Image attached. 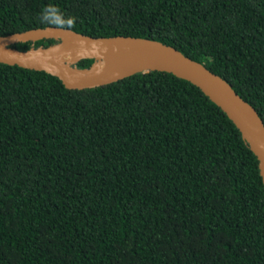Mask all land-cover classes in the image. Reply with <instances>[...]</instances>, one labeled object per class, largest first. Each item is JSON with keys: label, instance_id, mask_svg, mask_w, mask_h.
I'll use <instances>...</instances> for the list:
<instances>
[{"label": "trees", "instance_id": "obj_1", "mask_svg": "<svg viewBox=\"0 0 264 264\" xmlns=\"http://www.w3.org/2000/svg\"><path fill=\"white\" fill-rule=\"evenodd\" d=\"M47 25L171 45L264 121V0H0V35ZM0 264H264L257 158L172 73L69 89L0 62Z\"/></svg>", "mask_w": 264, "mask_h": 264}, {"label": "water", "instance_id": "obj_2", "mask_svg": "<svg viewBox=\"0 0 264 264\" xmlns=\"http://www.w3.org/2000/svg\"><path fill=\"white\" fill-rule=\"evenodd\" d=\"M41 39L48 45L35 46ZM31 42L27 49L14 45ZM92 59L79 67L82 59ZM0 62L43 70L66 88L85 89L116 82L136 73L165 71L197 86L234 123L257 158L264 185V121L256 108L223 77L161 41L130 35L93 36L67 27L47 25L0 35Z\"/></svg>", "mask_w": 264, "mask_h": 264}, {"label": "clouds", "instance_id": "obj_3", "mask_svg": "<svg viewBox=\"0 0 264 264\" xmlns=\"http://www.w3.org/2000/svg\"><path fill=\"white\" fill-rule=\"evenodd\" d=\"M69 23H71V22L69 21Z\"/></svg>", "mask_w": 264, "mask_h": 264}]
</instances>
